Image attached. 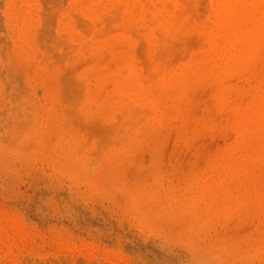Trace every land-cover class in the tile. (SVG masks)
I'll return each instance as SVG.
<instances>
[{"label": "rangeland", "instance_id": "obj_1", "mask_svg": "<svg viewBox=\"0 0 264 264\" xmlns=\"http://www.w3.org/2000/svg\"><path fill=\"white\" fill-rule=\"evenodd\" d=\"M0 264H264V0H0Z\"/></svg>", "mask_w": 264, "mask_h": 264}]
</instances>
